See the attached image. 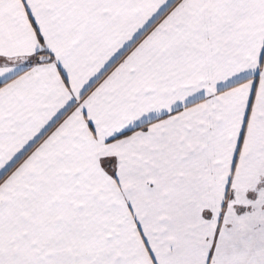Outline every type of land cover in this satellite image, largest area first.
Masks as SVG:
<instances>
[{
  "label": "snow or ice",
  "instance_id": "obj_1",
  "mask_svg": "<svg viewBox=\"0 0 264 264\" xmlns=\"http://www.w3.org/2000/svg\"><path fill=\"white\" fill-rule=\"evenodd\" d=\"M0 264H264V0H0Z\"/></svg>",
  "mask_w": 264,
  "mask_h": 264
}]
</instances>
